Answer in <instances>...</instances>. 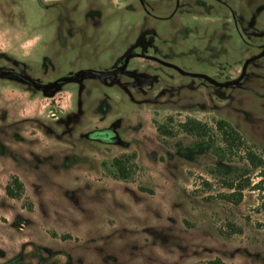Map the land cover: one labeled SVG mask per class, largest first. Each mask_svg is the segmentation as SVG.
Instances as JSON below:
<instances>
[{
	"label": "rangeland",
	"instance_id": "obj_1",
	"mask_svg": "<svg viewBox=\"0 0 264 264\" xmlns=\"http://www.w3.org/2000/svg\"><path fill=\"white\" fill-rule=\"evenodd\" d=\"M219 120L264 160V0H0V264H264V164Z\"/></svg>",
	"mask_w": 264,
	"mask_h": 264
},
{
	"label": "trees",
	"instance_id": "obj_2",
	"mask_svg": "<svg viewBox=\"0 0 264 264\" xmlns=\"http://www.w3.org/2000/svg\"><path fill=\"white\" fill-rule=\"evenodd\" d=\"M178 128L181 132L192 135L198 139L209 138V129L202 123L196 120L188 119L184 123L178 124ZM217 132L220 134V138L224 145L223 151L219 148H215L213 154L217 157L219 161L224 160L225 151H239L243 149V159L251 167V169H257L262 167L264 160L257 157L252 151L243 147V142L239 134L225 121L219 120L215 124ZM157 132L161 135L170 136L172 133L169 129L165 128L163 125H158L156 127ZM224 152V153H223ZM134 154L122 155L119 158L112 160V167L115 173H112V177L119 180H128L130 174L133 172L134 165ZM230 171L227 174L224 186L231 192L222 195V198L229 203H238L242 198V191L246 189L249 183L248 171L249 169L243 170L240 167H227L225 168ZM24 187L16 176H12L4 188V194L12 200H20L23 195ZM233 230V229H232ZM239 231V229H237ZM211 264H216L212 262Z\"/></svg>",
	"mask_w": 264,
	"mask_h": 264
}]
</instances>
